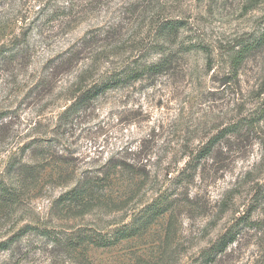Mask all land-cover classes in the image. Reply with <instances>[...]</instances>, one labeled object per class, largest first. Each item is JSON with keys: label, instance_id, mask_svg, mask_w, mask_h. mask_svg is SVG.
<instances>
[{"label": "rangeland", "instance_id": "1", "mask_svg": "<svg viewBox=\"0 0 264 264\" xmlns=\"http://www.w3.org/2000/svg\"><path fill=\"white\" fill-rule=\"evenodd\" d=\"M263 102L264 0H0V264H202L231 228L207 264H264ZM101 178L87 204L58 202Z\"/></svg>", "mask_w": 264, "mask_h": 264}, {"label": "trees", "instance_id": "2", "mask_svg": "<svg viewBox=\"0 0 264 264\" xmlns=\"http://www.w3.org/2000/svg\"><path fill=\"white\" fill-rule=\"evenodd\" d=\"M176 24L173 22H163L162 24V29H166L168 34H173L177 31V28L175 26ZM176 34V33H175ZM90 38H88L89 40ZM253 45H245L242 46L239 50H236L232 53L230 57V67L232 69H237L243 60L246 58L247 54L253 49ZM77 58H68L66 61L68 65H71L76 61ZM170 58H168V54H165V56H162L157 62H153L150 64H146L144 66H139V67H134V68H129L125 69L124 74H123V80L126 82L128 79H130L133 76H142L145 73L147 74H155L158 73L162 70L168 69L170 65ZM113 76V77H112ZM119 79L115 78L113 75V72L109 75V77L105 78V80L101 81L100 83L95 84L89 90H85L82 93L81 96V102L85 103L90 101L92 98L97 97L99 94L104 93L107 89L112 88L118 83ZM263 109L259 112L260 116L256 118L258 120L260 117L264 116V102L262 104ZM254 118L250 119H240L239 121H236L232 124H230L228 127H225L221 129L216 135L212 136L209 138V140L201 146L199 149V152L197 154L198 157H206L208 155H211L216 147V144L225 138L226 135L228 134H234V135H241L242 129L245 127H248L252 129L253 125L255 124L256 121ZM103 180V178L100 179V181H89V180H78L74 186L63 193L59 197V203H84L87 204V200L93 199L95 191L98 189V185L100 182ZM261 189H258L257 191L260 193ZM262 193V191H261ZM147 219L144 220V222L140 225H147L150 221H146ZM146 221V222H145ZM30 227L28 224H26L23 229L25 230L26 228ZM22 230V232L24 231ZM135 229L134 226L123 228L122 230H118L116 232V238L115 240H119L120 238H125L128 236H131L135 234ZM239 233L238 229H229L225 231L220 238L209 246L208 251L206 252L205 255L202 256L203 260L202 264H207L210 262H213L217 255L219 253L224 252L227 247L234 243L237 239V235ZM18 235L16 236V238ZM14 238V239H16ZM10 247V242H0V251L9 249Z\"/></svg>", "mask_w": 264, "mask_h": 264}]
</instances>
